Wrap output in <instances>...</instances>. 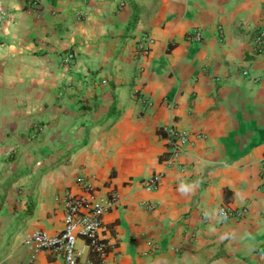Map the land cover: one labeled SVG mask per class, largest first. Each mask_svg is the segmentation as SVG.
Here are the masks:
<instances>
[{
	"label": "crops",
	"instance_id": "1",
	"mask_svg": "<svg viewBox=\"0 0 264 264\" xmlns=\"http://www.w3.org/2000/svg\"><path fill=\"white\" fill-rule=\"evenodd\" d=\"M263 22L264 0H0V264H62L23 237L62 229L79 176L112 201L106 264H264ZM165 127L190 135L172 166Z\"/></svg>",
	"mask_w": 264,
	"mask_h": 264
},
{
	"label": "built area",
	"instance_id": "2",
	"mask_svg": "<svg viewBox=\"0 0 264 264\" xmlns=\"http://www.w3.org/2000/svg\"><path fill=\"white\" fill-rule=\"evenodd\" d=\"M202 37L201 30L198 28L192 29L191 32L187 33V39L191 41H201ZM150 41L151 39L148 36H143L140 39L139 50L143 54L148 53V43ZM252 50L256 54L264 52V22L256 30L253 37ZM74 56L75 53L72 50L65 51L62 55L63 63L69 64ZM41 130L42 127L37 125L30 137H36V134ZM163 131L168 144L166 165L172 166L178 163V157L181 152L186 145L190 144V135L187 130L174 127H165ZM180 169L182 170L183 168L180 166ZM162 176L161 172H155L142 180V186L146 190H154L159 185ZM77 184L81 187L80 192L66 189L55 197V200L60 202L64 209L62 229L51 234L44 229L36 228L26 232L23 241L34 250L44 249L59 255L62 259V264H93L91 259L80 260L78 257L77 240L81 238L85 242V247L98 257L100 264H106L109 241L101 232L102 215L110 207L112 201L108 199L105 203L94 202L92 200L94 186L84 176L77 178ZM143 206L147 209L154 208V204L149 202H144ZM245 211V208L232 210L227 207H220L218 214L224 218H237L242 216Z\"/></svg>",
	"mask_w": 264,
	"mask_h": 264
}]
</instances>
